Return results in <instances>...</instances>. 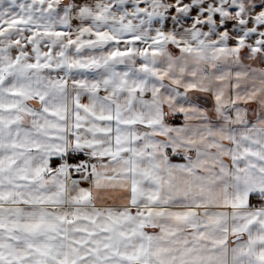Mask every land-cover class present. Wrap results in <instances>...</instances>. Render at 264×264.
I'll return each instance as SVG.
<instances>
[{"label": "snow or ice", "instance_id": "1", "mask_svg": "<svg viewBox=\"0 0 264 264\" xmlns=\"http://www.w3.org/2000/svg\"><path fill=\"white\" fill-rule=\"evenodd\" d=\"M0 264H264V0H0Z\"/></svg>", "mask_w": 264, "mask_h": 264}]
</instances>
